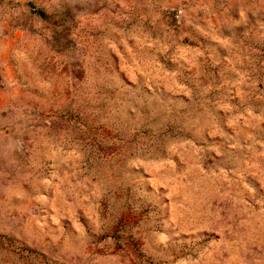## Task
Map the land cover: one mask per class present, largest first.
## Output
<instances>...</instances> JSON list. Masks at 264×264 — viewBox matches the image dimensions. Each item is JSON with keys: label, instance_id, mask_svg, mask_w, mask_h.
<instances>
[{"label": "rangeland", "instance_id": "rangeland-1", "mask_svg": "<svg viewBox=\"0 0 264 264\" xmlns=\"http://www.w3.org/2000/svg\"><path fill=\"white\" fill-rule=\"evenodd\" d=\"M0 264H264V0H0Z\"/></svg>", "mask_w": 264, "mask_h": 264}]
</instances>
